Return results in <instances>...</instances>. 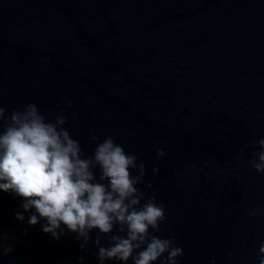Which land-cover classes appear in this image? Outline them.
Here are the masks:
<instances>
[{
  "label": "water",
  "instance_id": "95a60500",
  "mask_svg": "<svg viewBox=\"0 0 264 264\" xmlns=\"http://www.w3.org/2000/svg\"><path fill=\"white\" fill-rule=\"evenodd\" d=\"M29 103L62 113L84 157L109 136L138 157L178 264H260L264 173L248 161L264 138V0H0V106ZM23 203L0 190V264H100L108 236L81 250L63 225L59 240L29 225Z\"/></svg>",
  "mask_w": 264,
  "mask_h": 264
},
{
  "label": "clouds",
  "instance_id": "9594fccd",
  "mask_svg": "<svg viewBox=\"0 0 264 264\" xmlns=\"http://www.w3.org/2000/svg\"><path fill=\"white\" fill-rule=\"evenodd\" d=\"M66 123L62 113L54 122L46 119L35 103L9 116L0 106V190L22 197L21 207L26 212L35 209L27 223L34 226L45 220L42 230L54 239L64 235L61 225L83 241L81 250L92 239V230L98 229L97 246L101 245V235L108 236L109 246L98 248L100 264L112 260L127 264L129 259L133 264H155L158 260L160 264H178L183 249L175 237L153 235L160 231L166 216L155 196L145 199L137 187L144 183L145 165L138 164V157L127 153L110 136L97 143L92 156L84 157L79 141L64 127ZM90 139L98 141L99 137L92 135ZM251 143L261 150L253 152L255 159L248 163L264 173V138ZM157 155L163 156V150ZM261 211L257 208L251 215ZM15 218L25 219L21 213ZM114 231L117 234H112ZM7 239L8 235L0 231V256L12 251V245L4 243ZM259 254L260 264H264V243Z\"/></svg>",
  "mask_w": 264,
  "mask_h": 264
}]
</instances>
